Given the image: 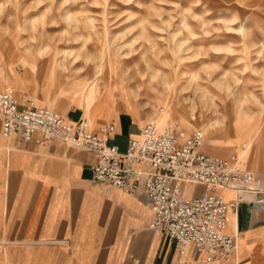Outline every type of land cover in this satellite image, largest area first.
Here are the masks:
<instances>
[{"label":"rangeland","instance_id":"rangeland-1","mask_svg":"<svg viewBox=\"0 0 264 264\" xmlns=\"http://www.w3.org/2000/svg\"><path fill=\"white\" fill-rule=\"evenodd\" d=\"M67 83L83 115L60 92ZM9 88L67 120L60 100L93 130H201L212 156H238L250 140L244 167L264 180V0H0V91ZM234 122L239 139L227 132Z\"/></svg>","mask_w":264,"mask_h":264},{"label":"crops","instance_id":"crops-1","mask_svg":"<svg viewBox=\"0 0 264 264\" xmlns=\"http://www.w3.org/2000/svg\"><path fill=\"white\" fill-rule=\"evenodd\" d=\"M18 79L9 81L22 87L25 80ZM67 86L60 92H71L73 102L78 97L83 115L85 100L70 83ZM83 93L90 101L95 95ZM57 101L68 121L78 120ZM113 127L108 145L124 153L140 126L132 122ZM229 129L236 139L242 137L237 122ZM252 146L250 140L241 144L240 166ZM94 161L93 154L61 143L44 146L7 139L0 123V264H264V193L245 194L244 200L256 204L238 202L228 215L227 233L238 237L234 256L208 263L205 253L194 257L191 246L178 253L160 231L150 229L153 211L143 199L94 182ZM257 187L264 191L263 179ZM191 192L188 187L185 195ZM223 197L228 202L236 199L233 192Z\"/></svg>","mask_w":264,"mask_h":264},{"label":"built area","instance_id":"built-area-1","mask_svg":"<svg viewBox=\"0 0 264 264\" xmlns=\"http://www.w3.org/2000/svg\"><path fill=\"white\" fill-rule=\"evenodd\" d=\"M0 123L7 139L44 146L57 142L93 154L94 182L143 199L153 211L150 229L160 231L178 253L188 246L194 257L205 253L208 263L234 256L238 237L226 232L228 215L238 202L256 204L244 200L245 194L264 193L236 155L203 152L201 130L186 135L170 124L159 129L148 122L129 137L121 153L108 145L112 124L93 130L86 120L71 122L48 108L20 104L11 89L0 91ZM187 186L192 187L189 196L184 194ZM223 192H233L236 199L226 201Z\"/></svg>","mask_w":264,"mask_h":264},{"label":"bare ground","instance_id":"bare-ground-1","mask_svg":"<svg viewBox=\"0 0 264 264\" xmlns=\"http://www.w3.org/2000/svg\"><path fill=\"white\" fill-rule=\"evenodd\" d=\"M103 66V65H102ZM108 67H109V65H108ZM109 70H110V68H108ZM102 75V74H101ZM110 76V75H109ZM95 94V90L93 89V88H91L90 90H89V95H94ZM120 94H122V93H120ZM124 97V96H123ZM151 122H153V123H155L157 126H158V128L159 129H163L164 127H166L167 125H168V122L167 123H163V124H159V123H157V122H155V121H151ZM237 160H238V157H237ZM188 187H190V186H187V187H185L184 188V194H185V191H186V188H188ZM116 190V189H115ZM122 196H128V195H126V194H124V193H122V192H120L119 190H117ZM224 193V192H223ZM129 197H131V196H129ZM226 232H227V228H226ZM187 248H189V247H186L184 250H186Z\"/></svg>","mask_w":264,"mask_h":264}]
</instances>
